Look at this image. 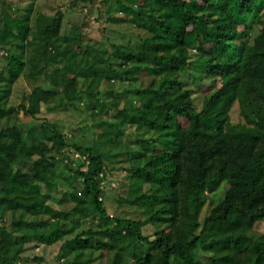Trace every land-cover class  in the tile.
<instances>
[{
  "label": "trees",
  "instance_id": "16d2710c",
  "mask_svg": "<svg viewBox=\"0 0 264 264\" xmlns=\"http://www.w3.org/2000/svg\"><path fill=\"white\" fill-rule=\"evenodd\" d=\"M24 1L21 18L0 20V264H18L31 240L60 244L57 264L104 254L106 264H264V235L252 232L264 222V0L133 2L109 21L129 18L144 37L105 46L77 28L61 35L62 13L38 15L33 30L36 0ZM22 75L49 87L8 106ZM78 103L100 129L91 145L40 116ZM32 135L43 144L28 146ZM111 170L147 185L123 202L143 221L110 215L101 182Z\"/></svg>",
  "mask_w": 264,
  "mask_h": 264
},
{
  "label": "rangeland",
  "instance_id": "374dc122",
  "mask_svg": "<svg viewBox=\"0 0 264 264\" xmlns=\"http://www.w3.org/2000/svg\"><path fill=\"white\" fill-rule=\"evenodd\" d=\"M141 3L142 0H36L34 2V9L31 14V28L37 29L36 18L38 15L54 16L56 13H62L61 35H67L73 28H77L81 33V37L84 42L90 45L105 46L109 43L134 45L140 42L144 37L142 31L135 30L132 24V20L125 19L122 24H116L109 21V17L125 18L123 11L125 6L132 3ZM29 2L22 0H0V20L3 18L4 12L7 13L10 18L12 16L21 18L24 14V10L28 7ZM1 27V24H0ZM13 53V50L11 51ZM5 50H0V69L3 66ZM105 83L101 84L103 86ZM114 91H121L123 87L131 88L134 86H128L123 84L114 83ZM136 86V85H135ZM39 87L46 89L49 84L45 80L44 76L40 77H26L22 75L18 81L14 82L12 94L8 101V106L17 107L22 101L25 95H28L32 89ZM124 96V95H123ZM119 98V95L117 96ZM70 107V106H69ZM45 118L49 123H56L61 126L69 139V142L77 145H91L92 142L98 141L100 129L95 127L93 121L89 116V113L84 109L83 103H78L73 107H70L67 112L47 113L40 115ZM231 120L233 123L239 121L238 107L235 105L231 111ZM96 118V117H95ZM15 120V119H14ZM16 123L26 122L29 120L20 114ZM13 123V120L10 121ZM46 133L43 131L44 139ZM37 136H30L27 138V145L43 144V140H40ZM127 144H133L131 137L126 138ZM60 173V171L58 172ZM61 175V174H60ZM75 188L80 189L79 183L74 184ZM101 186L105 190V195L102 197V201L106 204V207L115 218H124L130 220L143 221L145 216L141 210L129 207L125 205L124 199L129 193L136 192L138 190L145 191L147 185L140 183H131L127 179V175L124 171L119 172L111 170L107 172L106 179L101 182ZM224 185H221V189L213 196V200L218 202L221 197V190ZM50 205L55 209L67 210L70 204L65 206H58L55 201H51ZM207 212V207L203 209L201 218ZM7 221L9 216H7ZM89 226L88 223L84 224L82 228L86 229ZM153 231L151 226H144L143 233L149 234ZM255 235H264V222L257 223L252 231ZM60 244L53 246H44L39 244L36 240L23 244L20 247L18 254V264H57L56 256L59 250ZM96 255V254H95ZM110 255L104 254V257L94 264H106ZM33 259H42L41 262H33ZM85 256H79L78 262H83Z\"/></svg>",
  "mask_w": 264,
  "mask_h": 264
},
{
  "label": "built area",
  "instance_id": "2783aa9c",
  "mask_svg": "<svg viewBox=\"0 0 264 264\" xmlns=\"http://www.w3.org/2000/svg\"><path fill=\"white\" fill-rule=\"evenodd\" d=\"M72 157L75 159V160H77V161H80V162H82V163H84L85 164V167L83 168V170H85V168H86V166L89 164V162H88V159H87V156H85V155H80L79 153H77V152H72ZM99 200H101V199H99Z\"/></svg>",
  "mask_w": 264,
  "mask_h": 264
}]
</instances>
